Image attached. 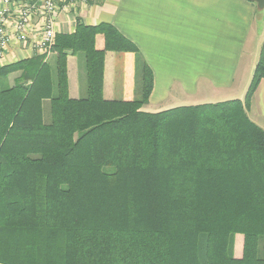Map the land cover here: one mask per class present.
Returning a JSON list of instances; mask_svg holds the SVG:
<instances>
[{
	"label": "trees",
	"instance_id": "obj_1",
	"mask_svg": "<svg viewBox=\"0 0 264 264\" xmlns=\"http://www.w3.org/2000/svg\"><path fill=\"white\" fill-rule=\"evenodd\" d=\"M108 51L132 57L135 86L141 71L138 98H105ZM262 79L264 42L244 100L147 112L139 47L79 18L50 57L0 63V264H264V129L248 116Z\"/></svg>",
	"mask_w": 264,
	"mask_h": 264
},
{
	"label": "crops",
	"instance_id": "obj_2",
	"mask_svg": "<svg viewBox=\"0 0 264 264\" xmlns=\"http://www.w3.org/2000/svg\"><path fill=\"white\" fill-rule=\"evenodd\" d=\"M260 11L264 10L249 0H87L59 17L57 31L74 32L78 18L87 25L116 26L139 47L152 68L154 89L143 110L159 112L183 106L196 96L213 97L208 103L244 100L264 42V13L263 25L257 21ZM19 46L16 43V52L8 51L1 64L39 55L21 51ZM97 46H104L102 36ZM82 64L79 54L68 56L72 98L85 93ZM104 95L109 100L135 97L131 56L106 53ZM248 116L264 129V79ZM242 254L243 236L237 235L235 255Z\"/></svg>",
	"mask_w": 264,
	"mask_h": 264
},
{
	"label": "built area",
	"instance_id": "obj_3",
	"mask_svg": "<svg viewBox=\"0 0 264 264\" xmlns=\"http://www.w3.org/2000/svg\"><path fill=\"white\" fill-rule=\"evenodd\" d=\"M87 0H0V63L8 51L49 57L58 34L59 17Z\"/></svg>",
	"mask_w": 264,
	"mask_h": 264
},
{
	"label": "rangeland",
	"instance_id": "obj_4",
	"mask_svg": "<svg viewBox=\"0 0 264 264\" xmlns=\"http://www.w3.org/2000/svg\"><path fill=\"white\" fill-rule=\"evenodd\" d=\"M263 13L264 11H260V15H258V24L259 26L260 25H263ZM264 40V39H263ZM80 58H82V66H81V73H82V83H83V86H85V90H84V94L82 95V97L86 96V92H87V88H86V79H85V63H84V55L81 53L79 54ZM38 57H41V58H46V57H43V56H40L38 55ZM120 68L122 67V65L120 64L119 66ZM121 74H122V69H121ZM120 74V76H121ZM141 71L138 69V73H137V76H136V89H135V97H139L140 96V92H141V87H142V77H141ZM122 96H118V99H120ZM213 97H209L205 100H203L200 96H196V97H193V98H189L188 101L186 102H183L182 105L183 106H186V105H198V104H204V103H208L210 102ZM179 105V104H178ZM44 120L46 123H49L50 120H51V115H50V103L49 101H46L44 102ZM243 242H244V239H243Z\"/></svg>",
	"mask_w": 264,
	"mask_h": 264
},
{
	"label": "water",
	"instance_id": "obj_5",
	"mask_svg": "<svg viewBox=\"0 0 264 264\" xmlns=\"http://www.w3.org/2000/svg\"><path fill=\"white\" fill-rule=\"evenodd\" d=\"M257 4L260 10H264V0H249Z\"/></svg>",
	"mask_w": 264,
	"mask_h": 264
}]
</instances>
